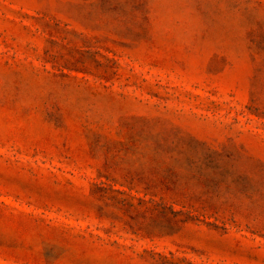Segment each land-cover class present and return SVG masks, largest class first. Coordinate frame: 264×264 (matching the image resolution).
Returning a JSON list of instances; mask_svg holds the SVG:
<instances>
[{
  "label": "rangeland",
  "instance_id": "1",
  "mask_svg": "<svg viewBox=\"0 0 264 264\" xmlns=\"http://www.w3.org/2000/svg\"><path fill=\"white\" fill-rule=\"evenodd\" d=\"M0 264H264V0H0Z\"/></svg>",
  "mask_w": 264,
  "mask_h": 264
}]
</instances>
